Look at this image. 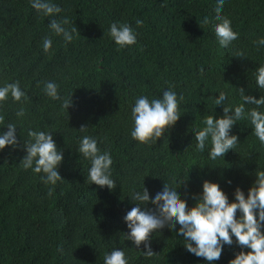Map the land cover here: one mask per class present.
Segmentation results:
<instances>
[{
    "label": "trees",
    "instance_id": "trees-1",
    "mask_svg": "<svg viewBox=\"0 0 264 264\" xmlns=\"http://www.w3.org/2000/svg\"><path fill=\"white\" fill-rule=\"evenodd\" d=\"M53 2L62 8L57 16H67L77 29L70 43L52 35L49 18L29 0H0V84L18 81L27 96L18 139H27L29 128L50 131L64 153L58 167L62 180L50 185L42 173L21 166L22 149L0 151V264H103L104 253L113 248H123L129 264H206L185 251L182 238L167 227L153 234L154 255L145 257L143 245L138 249L125 240L122 217L133 206L130 190L142 186L145 175L151 196L163 180L188 172L186 184L178 187L191 206L205 178L218 181L231 200L237 185L246 192L255 172L264 170V146L244 122L234 128L239 145L225 161H208L188 147L194 143L191 123L209 111L222 114V106L211 105L219 90L243 87L259 95L251 74L264 62V49L256 51L252 42L264 37V0H224L221 15L238 32L226 49L219 47L213 28L216 0ZM205 16L210 22L201 25ZM113 22L134 28L137 42L118 48L108 36ZM45 36L53 40L47 53ZM44 81L56 82L62 96L72 94L73 104L65 109L48 98ZM169 84L185 96L183 113L157 144H141L130 136L134 98L159 96ZM18 107L9 98L0 115L15 121ZM81 125L87 129L81 131ZM84 135L111 153L114 190L86 179L88 162L75 151ZM238 250L225 246L217 264H228Z\"/></svg>",
    "mask_w": 264,
    "mask_h": 264
},
{
    "label": "clouds",
    "instance_id": "clouds-1",
    "mask_svg": "<svg viewBox=\"0 0 264 264\" xmlns=\"http://www.w3.org/2000/svg\"><path fill=\"white\" fill-rule=\"evenodd\" d=\"M29 2L37 13L49 18L48 28L52 35L61 37L65 43L73 41L77 29L70 27L67 16H57L62 12L58 4L53 0ZM223 4L224 0L215 2L216 22L213 28L219 47L226 49L238 39V32L233 30L231 20L221 15ZM209 22L208 16L200 21L201 25ZM140 23L136 21L137 25ZM108 36L118 48H125L137 42L138 33L126 22H113L108 27ZM52 43L51 36H45L43 51L49 52ZM252 43L256 51L264 49V37ZM235 55L243 57L245 53L237 52ZM251 80L259 91L258 96L246 92L243 87H236L235 92L219 90L218 95L212 97L211 105L222 106V114L215 115L209 111L201 116L198 123H191L194 143L190 142L188 147L193 153L206 155L211 162L225 161L229 150L237 149L239 145L238 134L234 131L239 122L249 125L252 137L264 146V62L252 72ZM42 90L48 98L60 101L65 109L73 104L72 94L62 96L59 85L54 81H44ZM9 98L19 104L15 110L17 119L6 122L5 117L0 115V151L6 147L9 150L22 149L25 154L21 158V166L34 173H42L40 178L45 184H57L62 180L58 167L64 158L63 150L57 146L50 131L29 128L27 139H18L17 128L25 116L24 102L27 100L18 81L0 84V108ZM184 101V94L176 91L171 84L161 89L159 96H136L130 108V136L141 144H157L158 138L166 137L165 134L183 113L180 106ZM86 129L87 126L81 125V131ZM75 151L79 158L88 162L86 179L90 184L101 188L106 186L109 191L116 188L117 182L112 174L113 157L108 150L98 146L97 138L90 135L80 137ZM144 178L142 186L130 190L127 198L133 206L122 219L127 229L123 232L125 240L138 249L143 245L145 257L154 255L151 244L153 234L167 227L175 232L176 237L182 238L179 242L185 251L201 258L206 264H217L225 246L233 244L239 250L234 252L228 264H264V170L255 172V179L246 192L237 185L231 200L218 181L205 178L199 193L192 195L194 203L191 206L188 205V197L180 195L178 187L179 184H186L188 172L184 178L171 176L163 180L161 189L151 196ZM226 183L231 184V180ZM103 264H129V257L123 248H113L104 253Z\"/></svg>",
    "mask_w": 264,
    "mask_h": 264
}]
</instances>
